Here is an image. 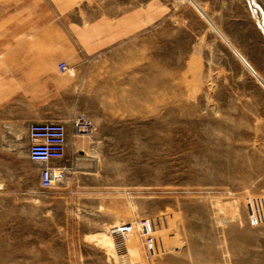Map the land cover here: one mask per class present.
Returning a JSON list of instances; mask_svg holds the SVG:
<instances>
[{"label": "rangeland", "instance_id": "1", "mask_svg": "<svg viewBox=\"0 0 264 264\" xmlns=\"http://www.w3.org/2000/svg\"><path fill=\"white\" fill-rule=\"evenodd\" d=\"M94 72L55 188L0 146V264H264V0H0V104Z\"/></svg>", "mask_w": 264, "mask_h": 264}, {"label": "crops", "instance_id": "2", "mask_svg": "<svg viewBox=\"0 0 264 264\" xmlns=\"http://www.w3.org/2000/svg\"><path fill=\"white\" fill-rule=\"evenodd\" d=\"M55 74H35L29 82L30 93H25L24 97H18L20 93L17 88L13 92L10 90L2 95L0 146L6 148L7 157L14 156L15 139L24 142L29 138L28 131L31 123L57 120H65L68 126L67 157H75L78 152L84 153L83 147L77 143L74 123H71V119L78 116V112L82 109L81 103L87 99V82L98 79V73H66L63 78L64 83H56L53 78ZM92 86L89 85V87ZM18 148H20L19 145Z\"/></svg>", "mask_w": 264, "mask_h": 264}, {"label": "built area", "instance_id": "3", "mask_svg": "<svg viewBox=\"0 0 264 264\" xmlns=\"http://www.w3.org/2000/svg\"><path fill=\"white\" fill-rule=\"evenodd\" d=\"M66 68V64H62ZM78 136H91L95 127L91 120L79 116L74 123ZM31 145L28 157L40 166V183L45 188H55L67 173L64 164L67 156L68 129L60 121L34 122L29 126Z\"/></svg>", "mask_w": 264, "mask_h": 264}]
</instances>
